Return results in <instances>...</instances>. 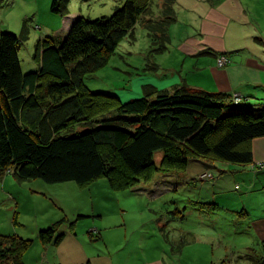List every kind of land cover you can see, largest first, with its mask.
<instances>
[{
  "label": "trees",
  "instance_id": "1",
  "mask_svg": "<svg viewBox=\"0 0 264 264\" xmlns=\"http://www.w3.org/2000/svg\"><path fill=\"white\" fill-rule=\"evenodd\" d=\"M69 1L53 0L50 12L68 15ZM152 1L126 0L109 17L76 16L66 33L36 42V69L26 73L18 52L29 37L28 21L19 36L0 31V174L81 187L106 178L112 189L124 191L157 171H184L191 159L253 162L250 144L264 137V110L232 106L231 96L185 85L171 92L144 85L142 97L125 103L85 86V77L108 63ZM174 3L164 0L160 15L145 21L153 55L166 49ZM156 152L162 154L159 166ZM62 222L40 231L39 241L59 244ZM32 243L0 235V264H22Z\"/></svg>",
  "mask_w": 264,
  "mask_h": 264
},
{
  "label": "rangeland",
  "instance_id": "2",
  "mask_svg": "<svg viewBox=\"0 0 264 264\" xmlns=\"http://www.w3.org/2000/svg\"><path fill=\"white\" fill-rule=\"evenodd\" d=\"M52 1L0 0V30L19 36L24 21H28L29 37L21 42L18 52L24 73L36 69L33 58L36 42L44 36L61 35L64 18L109 17L126 2L70 0L69 14L57 16L50 12ZM163 3L164 0H153L151 11L138 20L133 33L119 43L108 63L85 77L84 84L89 90L115 95L125 103L142 97L144 85L157 86L171 73L169 68L175 66L178 46L192 33L194 24L177 12L176 23L167 29L166 49L153 55L144 24L160 15ZM178 16L181 18L177 19ZM153 65L159 67L153 69ZM161 159V152H156L157 166ZM213 164L217 162L191 159L184 171H157L149 182L124 191L112 189L106 178L83 187L73 182L46 184L39 179L19 182L16 203L18 200L21 225L17 224L13 230L22 235L15 236L27 239L40 229L46 230L47 220L55 218L56 211L61 220L73 225L74 235L91 244H87L88 251L104 252L113 264H138L140 253H143V262L158 257L165 264H222L223 258L230 261L228 264H264L260 248L249 237V225L241 218L250 207L254 208L256 201L264 200V194L246 196L245 183L234 178L237 173L231 172L223 175L228 189L223 187L218 192V200H210L201 184L214 182L215 174L210 171L214 170ZM209 174L212 178L204 180ZM231 198L239 205L235 215L222 210L223 206L228 208ZM6 210L0 205V219L8 226V218H13L16 210H8L10 214ZM92 227L98 230V236L97 232L91 233ZM179 245L181 251L177 252Z\"/></svg>",
  "mask_w": 264,
  "mask_h": 264
},
{
  "label": "crops",
  "instance_id": "3",
  "mask_svg": "<svg viewBox=\"0 0 264 264\" xmlns=\"http://www.w3.org/2000/svg\"><path fill=\"white\" fill-rule=\"evenodd\" d=\"M174 10L175 14L178 12V15L190 20L194 27L192 33H188L180 42L174 57L175 66L169 68L171 73L163 77V82L157 84L156 88L171 92L174 88L185 85L208 93L231 96L232 106L264 110V0H175ZM75 17L64 18L62 33L68 31ZM181 17L178 16L177 19ZM220 57L226 59L223 67L217 65ZM34 63L36 64L35 61ZM167 77L168 80L165 79ZM251 152L253 162L249 165L217 163L211 166L214 170L210 171L215 174L214 182L201 184L210 200H218V192L226 187L223 175L231 172L237 173L234 178L245 183L246 196L264 194V137L251 141ZM227 176L226 178H229ZM185 182L189 184V180ZM18 183L11 171L0 174V205L8 210H16L13 212L14 217L8 218V226L0 219V235L3 236L12 233L22 235L13 230L17 224L21 225L17 214L20 213L17 209L18 200L16 203ZM231 199L228 208L223 206L222 210L228 215H235L239 205ZM260 201H256L254 208L250 207L241 218L249 225V237L260 248L264 259V200ZM8 210L4 212L10 214L11 211ZM55 215V218L47 220L46 227L49 228L61 220L56 211ZM58 230L64 234V238L57 245L42 244L38 239L41 229L28 237V240L33 239L30 250L34 252H25L22 264H113L110 256L104 252L88 251L87 244H91L81 236L74 235L73 226L68 224V221L63 220ZM92 232H97L96 236L99 235L94 227ZM180 251L179 245L177 252ZM140 259L138 264H165L164 260L158 257L143 262V253H140ZM221 261L223 264L230 262L226 258Z\"/></svg>",
  "mask_w": 264,
  "mask_h": 264
},
{
  "label": "built area",
  "instance_id": "4",
  "mask_svg": "<svg viewBox=\"0 0 264 264\" xmlns=\"http://www.w3.org/2000/svg\"><path fill=\"white\" fill-rule=\"evenodd\" d=\"M226 64V59L224 58V57H220L218 60H217V65L219 66V67H223L224 65ZM235 101H237V99H235ZM204 180L206 179H210V178H212L211 177V175L209 174V175H205L204 177Z\"/></svg>",
  "mask_w": 264,
  "mask_h": 264
}]
</instances>
